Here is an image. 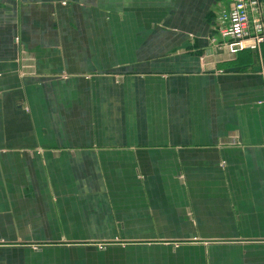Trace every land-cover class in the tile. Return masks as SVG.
<instances>
[{"label":"crops","instance_id":"1","mask_svg":"<svg viewBox=\"0 0 264 264\" xmlns=\"http://www.w3.org/2000/svg\"><path fill=\"white\" fill-rule=\"evenodd\" d=\"M235 1L0 0V264H264V44L210 43Z\"/></svg>","mask_w":264,"mask_h":264},{"label":"built area","instance_id":"2","mask_svg":"<svg viewBox=\"0 0 264 264\" xmlns=\"http://www.w3.org/2000/svg\"><path fill=\"white\" fill-rule=\"evenodd\" d=\"M210 43L229 56L259 52L264 44V6L259 0H236L220 17Z\"/></svg>","mask_w":264,"mask_h":264}]
</instances>
